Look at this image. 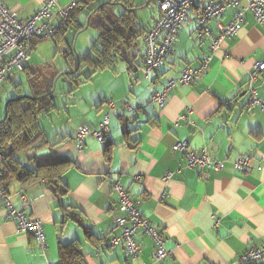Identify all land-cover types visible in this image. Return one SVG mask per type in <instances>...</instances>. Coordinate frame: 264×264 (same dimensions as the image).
<instances>
[{
  "label": "crops",
  "instance_id": "1",
  "mask_svg": "<svg viewBox=\"0 0 264 264\" xmlns=\"http://www.w3.org/2000/svg\"><path fill=\"white\" fill-rule=\"evenodd\" d=\"M45 1L3 0L24 19ZM73 1L84 5L73 11L68 28L53 38L67 47L64 71L75 70L78 60L80 68L86 57L70 51L67 37L75 31L79 34L97 7L104 5L92 16L95 24L89 26L97 36L103 8L109 16L110 11L126 12L123 4L127 3L143 31L161 16L157 0H61L59 6ZM198 12H190V20L179 29L173 51L159 70L146 76L140 38L129 51V64L118 62L116 71L99 70L79 85L74 79L73 86L57 100L53 94L43 96L49 83H34L40 72L32 66L33 55L45 39L32 41L31 60L20 72L24 77L16 80L18 72L10 74L0 91L6 87L19 96L43 93L38 101L51 99L53 108L41 111L36 119L37 132L51 144L42 152L53 151L69 159L72 166L62 177L67 189L62 197L52 193L46 179L28 184L11 180L7 193L17 208H21V197L29 196L26 212L43 222L47 250L42 251L33 236L19 233L0 203V264H60V244L71 243L80 248L86 264H249L241 260L242 255L264 244V117L258 107L247 105L250 75L257 62H264V25L247 14L239 35L213 53L199 81L179 86L162 108L151 100L168 79H178L186 68H196L208 52V41L195 40ZM229 16L222 22H228ZM210 26L214 28V22ZM97 36H91L93 44ZM91 47L86 48L89 55ZM256 88L264 102V71ZM108 101L116 104L114 110H109ZM107 112L108 145L89 135L79 148L75 141L78 129L97 130ZM184 142L191 150L206 149L212 159L224 161L223 170L204 178L197 169L187 168L185 155L172 151ZM244 155L253 158L252 166L236 171L233 164ZM118 181L138 202L141 215L162 232L169 252L165 260L154 259L153 241L143 234L138 235L142 249L135 260L122 248L108 247L111 236L119 233L114 225L118 196L113 189ZM252 264H264V259Z\"/></svg>",
  "mask_w": 264,
  "mask_h": 264
},
{
  "label": "built area",
  "instance_id": "2",
  "mask_svg": "<svg viewBox=\"0 0 264 264\" xmlns=\"http://www.w3.org/2000/svg\"><path fill=\"white\" fill-rule=\"evenodd\" d=\"M61 0H46L29 18H21L17 11L9 9L0 0V86L10 74L22 72L31 60L30 47L33 40L53 39L66 30L73 11L78 7V1L59 6ZM160 4L161 16L156 24L147 30L143 36L145 44L144 62L145 74L155 72L162 68L171 55L176 43L179 29L190 20L189 14L198 9L195 39L208 41V52L201 58L196 68H186L178 79H168L161 91L155 93L151 100L160 108L164 107L172 92L179 86H189L199 81L207 68L213 53L220 45L239 35L245 16L251 14L259 25H264V0H157ZM230 14L228 22L224 19ZM214 22V28L210 23ZM215 29V30H214ZM264 71V62H257L250 75L249 101L250 108L258 107L264 117V102L261 100L256 88L260 73ZM110 111L116 108L113 101H108ZM189 111V109H188ZM188 120V116H182ZM179 125V124H177ZM110 112H107L99 123L97 130L80 127L76 133L75 141L79 148L83 147L87 136H94L101 144L111 140ZM173 153H183L187 159V168L197 169L201 176L207 178L209 173H220L224 161L214 160L206 149L191 150L187 143H178L172 148ZM3 157L0 156V161ZM253 158L248 155L240 156L234 162L236 171L250 169ZM257 170H261L260 167ZM168 175L166 179H169ZM118 196V207L115 210V228L119 233L111 236L108 247L122 248L132 259H137L141 253V243L138 235L149 237L154 244V259L163 261L169 252L165 248V239L162 232L154 227L148 219L144 218L139 209L138 202L129 193V190L119 181L113 185ZM0 203L9 219L15 222L19 233L34 237L42 251L47 250V240L43 229V222L27 214L30 206L29 196L21 197V208H17L7 191L0 186ZM218 224L219 220H215ZM264 259V244L251 248L241 260L245 263H260Z\"/></svg>",
  "mask_w": 264,
  "mask_h": 264
},
{
  "label": "trees",
  "instance_id": "3",
  "mask_svg": "<svg viewBox=\"0 0 264 264\" xmlns=\"http://www.w3.org/2000/svg\"><path fill=\"white\" fill-rule=\"evenodd\" d=\"M78 3V6L83 7L84 3ZM123 7L126 12L116 10L112 14L110 11L109 16H106L105 12L107 8L101 11L102 16L96 27L98 36L91 47V54L87 55L82 63L80 61L81 69L79 68L76 74L69 75L71 79H76L77 85L91 79L99 70L116 71L115 64L118 62L129 64V51L136 47V43L143 38L146 31L137 27L136 17L129 13V8L132 7L127 3L123 4ZM133 53L134 56L138 54ZM53 83L54 79L47 92L52 90ZM42 94L35 93L33 98ZM24 98L10 102L7 108L8 117L4 122H0V156L3 157L0 161V186L8 191L13 179L20 184L46 179L52 193L62 197L67 192L62 184V177L71 168L72 162L53 151L43 153L42 151L51 147V144L42 133L37 132V116L41 111L53 108L51 99L44 97L38 101ZM105 145L107 146L108 142ZM85 233L90 237L88 231ZM59 260L60 264H86L83 253L75 243L60 244Z\"/></svg>",
  "mask_w": 264,
  "mask_h": 264
},
{
  "label": "rangeland",
  "instance_id": "4",
  "mask_svg": "<svg viewBox=\"0 0 264 264\" xmlns=\"http://www.w3.org/2000/svg\"><path fill=\"white\" fill-rule=\"evenodd\" d=\"M88 17L89 16H87L84 21L85 25L87 24ZM92 19L93 18H91L90 23L94 25L95 20L93 21ZM93 34L97 36V33L93 27L88 28L87 30L83 31L80 34H78L77 31L69 33L67 37V42L70 46L71 49L70 51L74 52L77 56L89 55V53H87L88 49L86 48L88 46H92L93 39L91 38V36ZM64 46L65 45L58 43L57 40L55 39H45L44 41L40 42V45L38 46L37 50L33 55L32 66L35 68H39L38 70L40 72L39 77L35 76L36 79V81L34 82L35 84L37 83H39L40 85H43L45 83L51 84L52 78L56 75L57 77L59 76V79L56 84L55 92L52 95L54 100L59 99L62 93H67L68 90L73 86V81H74L73 79L69 78L70 76L63 75V72H70V71H64L66 68L65 64L67 62L63 58V56L67 57V53H68L67 47ZM144 48H145V44H144ZM62 70L63 72L61 73ZM21 76L24 77V74L18 72L16 74V80H20ZM42 76L44 77L42 78ZM26 88H25V92H26L25 94H27V90H28L27 86ZM0 95L2 96V103H0V117H1L0 120L5 115V107L9 101H12L21 96H29V95L19 96L18 92L12 91V89L8 90L6 89V87L5 89L0 91ZM43 118L44 117L41 118V121L43 120ZM41 121H40V126H41Z\"/></svg>",
  "mask_w": 264,
  "mask_h": 264
},
{
  "label": "water",
  "instance_id": "5",
  "mask_svg": "<svg viewBox=\"0 0 264 264\" xmlns=\"http://www.w3.org/2000/svg\"><path fill=\"white\" fill-rule=\"evenodd\" d=\"M103 6H104V5H101V6L97 7V8H96V9H95V10L89 15L88 20H87V24L85 25L84 29L81 30V31L79 32V34H80L82 31H85V30H87V29L89 28V26H90V21H91L92 16L97 12V10H99V9L102 8ZM78 69H79V60H78V66H77V68H76L75 70H73V71H71V72L64 73V74H65V75L75 74V73L78 71ZM58 79H59V76L55 78L54 83H53V88H52V90H51L50 92H48L47 94H45L44 96H49V95H51V94H53V93L55 92V88H56V84H57ZM22 98H24V96H23V97L16 98V99H14L13 101L20 100V99H22ZM26 98L36 99V100H37V98H33V97H31V96H26ZM10 102H12V101H9V102L7 103V105H6V107H5V116H4V119H3L1 122H4V121L7 119V117H8V111H7V108H8V105H9Z\"/></svg>",
  "mask_w": 264,
  "mask_h": 264
}]
</instances>
